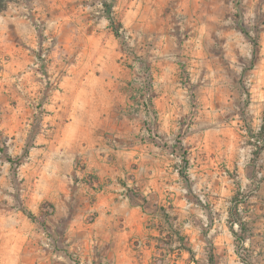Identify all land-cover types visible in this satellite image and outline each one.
I'll list each match as a JSON object with an SVG mask.
<instances>
[{"label":"crops","instance_id":"1","mask_svg":"<svg viewBox=\"0 0 264 264\" xmlns=\"http://www.w3.org/2000/svg\"><path fill=\"white\" fill-rule=\"evenodd\" d=\"M35 1L42 12L38 16L50 24L47 30L57 33L59 48L50 66L56 88L46 104L49 129L38 134L27 165L33 172L39 168V183L45 186L37 209L51 204L53 231L74 251L35 250V264H180V255L239 264L242 252L236 250L227 222L229 210L223 220L210 222L180 214L197 206L190 197L180 203L185 173L190 181L204 182L211 193L226 196L236 185L234 173L242 177L247 165L243 149L226 155L208 151V131L238 122L220 120L225 110L214 106L217 92H192L193 80L180 88L186 81L180 78L182 61H202L206 26L201 19L217 0H114L112 15L126 43L105 16L93 18L84 0ZM10 15L0 22V56L29 52L25 38L35 32L32 20ZM13 59L4 64L8 81L27 62ZM148 68L154 77V122L140 104L144 96L138 90L141 72ZM199 94L205 105L191 126L194 136L185 148L188 171L181 175L180 147L165 138L179 135L191 113L180 107V100L185 105ZM154 125L161 139L151 138ZM219 201L208 204L216 208ZM243 225L251 235L246 245L252 240L257 246L252 254L264 257L263 218ZM180 236L189 242L191 254L180 249Z\"/></svg>","mask_w":264,"mask_h":264},{"label":"rangeland","instance_id":"2","mask_svg":"<svg viewBox=\"0 0 264 264\" xmlns=\"http://www.w3.org/2000/svg\"><path fill=\"white\" fill-rule=\"evenodd\" d=\"M84 1L83 4L92 11L93 18L105 16L108 19L106 4L110 6L111 14L113 12L114 0ZM208 5L209 11H206L207 7L201 8L203 12H208L201 19L202 25L206 26L201 39L202 61H182L180 78L186 81L180 83V88L183 89L184 84L193 80L190 91L217 92L214 106L225 110L224 114L218 116L220 120L230 123L233 119L238 122L231 127L216 126L208 131L204 135L212 144L208 151L211 155H215L213 151L216 150L219 153L224 151L226 155L232 150L243 149L247 165L243 168L242 177L234 173V177H238L235 179L236 185H233L232 194L226 196L211 193L204 182L196 179L190 181L185 173L186 179L180 183V203L190 197L197 206L192 211L180 214L196 222L204 216L205 222H210L223 220L227 210L230 218L231 209L238 208L243 222H256L262 218L264 221V194L259 196L260 191L264 193V133L261 132L264 124V0H217ZM39 7L34 0H11L7 9L0 12V22L11 14V17L22 16L32 20L30 24L35 28L33 36L27 35L25 38V48L29 52L0 56V264H35V250L74 253L71 243L61 240V233L53 231L52 207L43 203L42 210L37 209L41 200L38 193L43 192L45 186L39 183V168L33 172L34 167L27 165L31 163L28 158L32 157L38 134L49 129L46 104L56 88V82L51 81L49 75L52 55L58 50L59 41L55 31L47 30L50 24L47 25L38 16L42 13ZM113 17L115 26L120 24ZM110 28L114 32V26L110 24ZM121 34L124 35V32L120 33V37L115 36L126 43V38ZM34 39H37V44L32 47ZM20 41L19 38V44ZM12 59H25L27 62L23 69L13 74L12 81H8L4 64ZM141 76L138 90L144 97L140 104L154 122L156 115L151 99L153 72L148 68L141 72ZM183 101L180 100V107L191 108V113L180 127V134L165 140L170 146L180 147V171L187 172V140L194 136L191 126L198 109L205 104L200 94L190 102L185 100V105ZM150 136L161 139L155 125ZM9 158L13 160L12 163ZM215 200L220 202L216 208L208 204V201ZM234 200L240 203L235 205ZM24 211L33 213L38 220L30 219ZM44 212L49 215H44ZM234 227L238 228V225L234 223L233 230ZM249 232L245 226L237 231L244 238L243 242L234 236L236 250L242 252L239 264H264L263 254H252L257 248L256 244L251 240L246 245L251 236ZM263 246L264 243L261 250ZM217 261L180 255V264H216ZM165 263L159 261V264Z\"/></svg>","mask_w":264,"mask_h":264},{"label":"trees","instance_id":"3","mask_svg":"<svg viewBox=\"0 0 264 264\" xmlns=\"http://www.w3.org/2000/svg\"><path fill=\"white\" fill-rule=\"evenodd\" d=\"M11 0H0V12H3L7 9L9 3H10ZM106 9H108V20L110 22V24L112 26H114V33L117 37H120V33H119V28H121V24H116L115 26V19L114 17L112 16L111 12L109 11L110 9V6L109 5H105ZM261 132L264 133V124L262 125L261 127ZM185 163H187L186 160H184ZM9 162H13L12 159L9 158ZM180 174L181 175H184V173L182 171H180ZM240 202L238 200H234V204L235 205H238ZM45 205H48L51 207V204L46 202ZM24 214L27 215L30 219H34L35 221L38 220V217L35 216L33 213L29 212V211H24ZM44 215L48 216V212H44ZM229 224H230V229L232 230V233L234 234V236L236 238H240V240L243 242L244 241V238L240 237V235L235 232V230H233V224L234 223H237L240 228L243 229L244 225L242 224L243 222V218L241 217L240 213H239V210L238 208L236 209H231L230 211V218L228 220ZM44 224V223H42ZM180 249H185L186 251H188L190 254L192 253V249L188 246L189 245V242L185 241V238L180 236Z\"/></svg>","mask_w":264,"mask_h":264},{"label":"built area","instance_id":"4","mask_svg":"<svg viewBox=\"0 0 264 264\" xmlns=\"http://www.w3.org/2000/svg\"><path fill=\"white\" fill-rule=\"evenodd\" d=\"M146 100V99H145Z\"/></svg>","mask_w":264,"mask_h":264}]
</instances>
